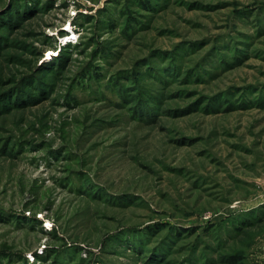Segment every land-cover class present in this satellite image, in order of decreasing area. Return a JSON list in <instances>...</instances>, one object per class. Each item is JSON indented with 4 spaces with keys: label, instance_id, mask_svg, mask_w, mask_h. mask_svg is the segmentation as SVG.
<instances>
[{
    "label": "rangeland",
    "instance_id": "1",
    "mask_svg": "<svg viewBox=\"0 0 264 264\" xmlns=\"http://www.w3.org/2000/svg\"><path fill=\"white\" fill-rule=\"evenodd\" d=\"M264 0H0V264H264Z\"/></svg>",
    "mask_w": 264,
    "mask_h": 264
},
{
    "label": "built area",
    "instance_id": "2",
    "mask_svg": "<svg viewBox=\"0 0 264 264\" xmlns=\"http://www.w3.org/2000/svg\"><path fill=\"white\" fill-rule=\"evenodd\" d=\"M262 250L264 251V242H263V244H262Z\"/></svg>",
    "mask_w": 264,
    "mask_h": 264
}]
</instances>
